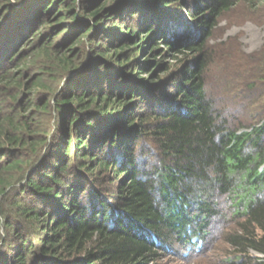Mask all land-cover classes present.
<instances>
[{"label": "trees", "instance_id": "16d2710c", "mask_svg": "<svg viewBox=\"0 0 264 264\" xmlns=\"http://www.w3.org/2000/svg\"><path fill=\"white\" fill-rule=\"evenodd\" d=\"M240 4L264 0H0V264L197 252L215 193L225 263L264 264V46L226 66L225 106L206 90L212 30Z\"/></svg>", "mask_w": 264, "mask_h": 264}, {"label": "rangeland", "instance_id": "374dc122", "mask_svg": "<svg viewBox=\"0 0 264 264\" xmlns=\"http://www.w3.org/2000/svg\"><path fill=\"white\" fill-rule=\"evenodd\" d=\"M192 13L193 11L190 10L188 19L191 18ZM263 18L264 5L249 10L246 5L240 4L223 13L212 30L208 41L212 62L206 75V90L218 105L225 106V88H229L225 79L228 69L226 66L230 65L236 69L233 70L232 75L239 74L237 72L238 65L241 63L243 66L244 62L256 58L257 53L263 48ZM146 57V49L142 52L139 51L134 62L140 63L141 59ZM166 60L170 63L173 62L172 58ZM144 72L142 75L147 78H153L152 75L156 74L150 70ZM168 74L166 73V75ZM160 77H165V74L161 73ZM29 91L35 92L34 89ZM213 198L218 214L208 219L205 227V240H201L203 245L201 246V241H198L196 246V249L199 248V245L202 249L195 252L187 245H181L175 240L169 250L163 251V256L158 261L159 264H226L228 247L225 243V235L232 227V208L226 194L215 193ZM251 252L259 255L256 252Z\"/></svg>", "mask_w": 264, "mask_h": 264}]
</instances>
